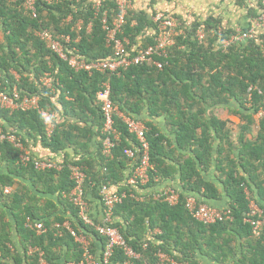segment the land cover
<instances>
[{"label":"trees","instance_id":"16d2710c","mask_svg":"<svg viewBox=\"0 0 264 264\" xmlns=\"http://www.w3.org/2000/svg\"><path fill=\"white\" fill-rule=\"evenodd\" d=\"M24 1L0 0L4 39L0 40V92L13 96L16 86L20 98L40 96V107L56 112L55 127L48 136L38 110L0 106V129L15 133L31 155V160L24 163L20 149L7 140L0 141V264H39V252L50 264H77L83 249L63 226L67 220L75 230L88 231L105 244V239L81 219L68 195L74 187L70 166H84L86 196L93 220L99 223L103 211L100 188L105 184L118 193L130 191L127 180L138 157H128L125 150L140 143L116 115L120 138L113 158L108 160L103 155L104 116L98 94L105 90L106 82L110 83L114 106L142 119L148 127L153 164L148 189L157 191L159 186L170 184L181 192L177 205L151 196L144 202L127 196L115 207L112 225L120 228L129 246L142 253L135 264H157L159 252L189 264H264V228L256 237L245 221L251 201L264 210V116L259 120L255 117L264 108V33L225 47L220 40L237 34L233 28L220 31L215 19L195 21L183 27L167 58L154 56L163 68L145 61L119 73L90 74L71 68L36 31L70 35L68 48L87 61L111 59L113 45L103 28L102 13L107 10L112 23L118 13L115 2L100 0L97 12L95 0H37L34 16ZM260 6L256 16L262 13V0ZM79 21L82 26L78 29ZM200 27L206 32L202 42L196 34ZM149 28H156L152 18L144 11L130 9L119 37L137 45ZM249 30L250 23L243 28L244 32ZM78 36L81 39L75 42ZM153 36L147 37L142 47L152 44ZM47 72L57 81L53 89L42 84ZM232 100L237 103L232 104ZM218 106L241 117L235 139L227 121L207 110ZM158 117L164 118V128L152 121ZM37 143L48 153H32L30 145ZM45 159L57 162L62 169H37L35 161ZM212 166L218 171L217 180L209 176ZM156 176L164 183H156ZM7 187L11 188L9 193L5 192ZM144 189L131 190L141 193L147 191ZM256 192L262 201L256 198ZM189 194L216 207L220 205L214 200L226 198L225 208L231 210L233 219L211 224L194 219L185 206ZM28 220L41 221L46 231L37 234L26 225ZM156 229L160 232L151 234ZM30 247L39 251L30 254ZM92 251L95 253L93 246ZM127 260L124 249L116 247L111 264H126Z\"/></svg>","mask_w":264,"mask_h":264},{"label":"built area","instance_id":"2783aa9c","mask_svg":"<svg viewBox=\"0 0 264 264\" xmlns=\"http://www.w3.org/2000/svg\"><path fill=\"white\" fill-rule=\"evenodd\" d=\"M47 3H53L54 1H66V0H43ZM117 5L118 13L114 16L112 23L109 22V13L107 10L102 13V23L103 28L107 31L108 42L113 45V57L111 59H106L103 61H87V59L80 54L75 49L68 48V44L71 43V36L66 34H54L52 31L43 29L36 31V34L46 42L47 47H49L58 57L67 62L71 68L75 71L85 70L90 74L93 71L105 73H119L121 69L130 67L135 64H139L145 61L154 63L158 68H163V63L155 60L154 56L158 55L167 58L169 55V49L175 45L176 37L183 34V27L180 22L170 13L157 12L153 16V21L156 23V28L154 30L153 43L142 47V43L137 45H132L130 40L125 38H120L119 34L123 33V27L126 23V16L128 10L132 7L131 0H113ZM37 0H25L23 5L26 9L31 10L34 16L37 15L36 9ZM262 13L259 15L258 26L264 23V0ZM101 7V3L97 2L95 8L97 12ZM71 18V17H70ZM82 22V21H80ZM111 24V25H110ZM81 28L78 27V29ZM253 30L247 32L241 31L239 34H235L231 39H222L220 43L227 47L233 41H240L250 38L249 35ZM197 38L199 41H204L206 39V32L203 27L197 30ZM75 42H79V39H75ZM129 45H131L129 47ZM55 82L57 83L55 77L49 72L45 73L42 78V84L53 89ZM105 90L99 93L100 101L102 103V111L104 116V128L102 138V153L106 159L110 160L113 158V150L116 146L117 140H119V131L115 127V116L119 115L124 123L127 125L130 133L136 136L139 141V146L128 148L125 150L126 154L130 158L138 157V161H135L133 165L132 172L127 180V184L130 185L129 192L118 193L113 191L107 185H103L100 188L101 202L103 205L102 215L99 218V223H96L92 217L91 203L87 199L85 181L86 172L85 167L82 165H72L70 166V178L74 182V187L70 191L68 198L71 203L78 209L79 216L85 224L93 227L95 231L105 239L104 248L99 254H94L92 251V241L91 235L85 233L81 230H75L72 228L70 221H65L63 226L67 228L70 235L75 241L79 243L83 249V257L77 264H111L114 249L116 247H122L128 260L126 264H135L131 259H137L140 255L134 252L124 238L119 228L112 225L114 223V210L115 207L121 204L127 196L135 199L139 202L146 201L147 198H153L154 200L164 201L170 205H177L181 200V192L179 188L175 185L165 184L159 186L157 191H152L148 189V185L151 183L150 170L153 169V164L150 159V145L147 140L146 132L148 127L146 123L137 117L124 114L117 107L114 106L110 99V83L106 82ZM20 98L17 87H14L13 96L8 95L6 92H0V106L7 109H22L31 110L36 109L43 117L46 133L51 136L54 131V114L40 107L39 101L40 96L38 95H26L18 102L16 99ZM264 112V111H263ZM7 140L14 144L18 149L21 150L20 159L22 162L26 163L31 160L30 153L24 148L20 139L12 132H4L0 129V141ZM35 167L39 170L55 169L61 170L62 166L51 159L37 160L35 161ZM156 183L162 182V178L156 176L154 178ZM164 183V181L162 182ZM161 183V184H162ZM145 187L147 191L136 192L131 189L138 191V188ZM144 189V190H146ZM11 191L10 187L5 189L6 193ZM151 193V194H150ZM185 206L192 215V217L203 223L211 224L217 221L232 220V212L229 208H220L212 206L206 202H201L198 197L189 194L185 197ZM264 210L256 204V202L251 201L250 212L245 218V221L250 223L252 226V234L259 237L264 228L263 219ZM26 225L36 231L37 234H42L46 231L45 225L41 221H31L28 220ZM59 226V224H57ZM61 234V232L59 233ZM39 249L30 247L29 253L32 254ZM159 261L163 263L164 261H171L174 264H189L178 262L171 257H169L164 252H159ZM39 264H50L44 258L43 252H39ZM5 264V263H4Z\"/></svg>","mask_w":264,"mask_h":264},{"label":"crops","instance_id":"0c3cea01","mask_svg":"<svg viewBox=\"0 0 264 264\" xmlns=\"http://www.w3.org/2000/svg\"><path fill=\"white\" fill-rule=\"evenodd\" d=\"M79 1V0H78ZM96 2H100V0H95ZM132 1V8L133 10H139L144 11L147 13V15L152 18L154 16V12H166L173 14L174 16L178 17L179 20L182 22V26H190L195 21H206L208 19H215L218 20V25H220L222 28H233L235 31L237 28H244L245 27V18L247 16V7H252V13L254 15H257L261 11L260 1L261 0H131ZM67 18V20H69ZM247 19V18H246ZM77 27L82 26V22H78ZM88 30L91 29V24L88 25ZM261 31H264V24L259 29ZM154 34V28H149L146 30V33L143 34L140 38L139 43H143L146 41L147 37H150ZM76 40L79 39L80 36L75 38ZM222 109L224 107L218 106V107H208V111H213L216 116L223 120H228L230 116H223L222 115ZM226 112L229 113V109H226ZM54 112V117H55ZM56 120L59 119V116L56 114ZM239 119V118H238ZM241 119V118H240ZM152 121L157 124L158 126L164 128V118L158 117L153 118ZM30 151L38 156H43L48 151H45L44 148L41 147L39 143L37 145H30ZM211 171L209 173V176H211L213 179L215 178L217 180L218 171L215 168V166H212ZM178 183V182H176ZM255 189V187H253ZM256 198L261 200L258 197V194L256 192ZM226 198L222 201H216L214 200V204L220 205L219 207H225ZM262 201V200H261ZM218 207V206H217ZM102 213L99 215V218L101 217ZM158 230V229H156ZM156 231L153 230L151 234H155ZM92 236V246L95 249L96 254L99 253L102 250V243L93 235ZM15 242L17 245H19V238L15 236ZM212 263L215 264L214 261ZM227 264H233L232 262Z\"/></svg>","mask_w":264,"mask_h":264},{"label":"rangeland","instance_id":"374dc122","mask_svg":"<svg viewBox=\"0 0 264 264\" xmlns=\"http://www.w3.org/2000/svg\"><path fill=\"white\" fill-rule=\"evenodd\" d=\"M247 16H246V18H245V21H246V23H245V27L250 23V30H253L252 32H254V33H251V35H249V37L250 38H254V37H257L258 36V34H259V32H263L264 33V31H261V30H259L261 27H262V25L264 24H261L260 26H258V20H259V15L258 16H256V15H254L251 11H252V9H254V8H252V7H247ZM262 9V8H261ZM175 18L180 22V24L182 25V22L179 20V18L178 17H176L175 16ZM260 21V20H259ZM223 28L221 27L219 30L221 31ZM241 31H243V29L242 28H237L236 29V32L239 34ZM234 36H236V35H234ZM3 39V34L1 33V31H0V40H2ZM4 40V39H3ZM261 39H259V41H260ZM240 41H242V40H240ZM17 78L19 77L18 76V74H17V76H16ZM236 101L235 100H232L231 101V103L233 104V103H235ZM248 103H247V106H249V100L247 101ZM237 103V102H236ZM201 106H203L202 104H201ZM221 107H223V106H221ZM237 107H239V105L237 106ZM251 108V107H250ZM226 109L227 108H224V109H222L223 111V113H222V115L223 116H225V115H227V116H230V118L228 119V120H226L227 121V126H228V128H230L231 130H232V139H235L236 138V134L238 133V131H239V129H240V126H241V124H242V121H241V117H239L238 115H236L234 112H230L229 111V113H227L226 112ZM207 110H208V107H207ZM264 108H261V110L260 111H258L257 113H255V117L259 120V119H261L263 116H264ZM209 112V111H208ZM211 113V115H212V112H210ZM51 114H54V112H51ZM54 119H55V117H53ZM239 118V119H238Z\"/></svg>","mask_w":264,"mask_h":264},{"label":"clouds","instance_id":"9594fccd","mask_svg":"<svg viewBox=\"0 0 264 264\" xmlns=\"http://www.w3.org/2000/svg\"><path fill=\"white\" fill-rule=\"evenodd\" d=\"M131 8H132V7H131ZM131 10H132V9H131ZM172 15H173V14H172ZM173 16H174V15H173ZM182 27H183V26H182ZM183 29H184V28H183ZM100 93H101V92H100ZM98 99L100 100L99 94H98ZM250 105H251V104H249V106H250ZM260 110H261V109H260ZM260 110H259V111H260ZM47 111H48V110H47ZM54 123H55V119H54ZM220 208H224V207H220ZM92 228H93V227H92ZM117 228H118V227H117ZM119 230H120V228H119ZM120 231H121V230H120ZM154 231H156L155 234H157V233L160 232L159 229H158V230H154ZM87 233L90 234V235H93V234H91V233L88 232V231H87ZM121 233H122V232H121ZM122 234H123V233H122ZM123 235H124V234H123ZM90 237H91V241L93 242V240H92V236H90ZM75 242H77V241H75ZM77 243H78V242H77ZM78 244H79V243H78ZM146 246H147L146 244L143 245L144 248H146ZM102 247L104 248L103 244H102ZM130 247H131V246H130ZM131 248H132V247H131ZM133 250H134V249H133ZM134 252H136V251L134 250ZM95 253H96V252H95ZM95 253H94V254H95ZM99 253H100V252H99ZM99 253H97V254H99ZM136 253L140 255L137 259L142 258V253H141V252H136ZM82 257H83V254H82ZM137 259H131V260H133L134 263H135V261H136ZM172 259H173V258H172ZM176 261H177V260H176ZM164 262H165V261H164ZM164 262H163V263H164ZM70 263L74 264V262H70ZM157 264H161L160 261L157 262Z\"/></svg>","mask_w":264,"mask_h":264}]
</instances>
